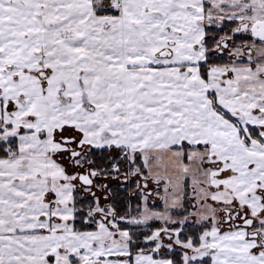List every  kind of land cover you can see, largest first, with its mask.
I'll return each mask as SVG.
<instances>
[{"label":"snow or ice","instance_id":"6c2138e0","mask_svg":"<svg viewBox=\"0 0 264 264\" xmlns=\"http://www.w3.org/2000/svg\"><path fill=\"white\" fill-rule=\"evenodd\" d=\"M0 264H264V0H0Z\"/></svg>","mask_w":264,"mask_h":264}]
</instances>
